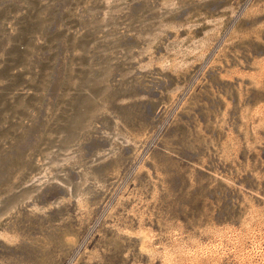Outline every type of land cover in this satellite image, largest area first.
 I'll return each instance as SVG.
<instances>
[{
	"label": "rangeland",
	"instance_id": "rangeland-1",
	"mask_svg": "<svg viewBox=\"0 0 264 264\" xmlns=\"http://www.w3.org/2000/svg\"><path fill=\"white\" fill-rule=\"evenodd\" d=\"M0 264H264V0H0Z\"/></svg>",
	"mask_w": 264,
	"mask_h": 264
}]
</instances>
